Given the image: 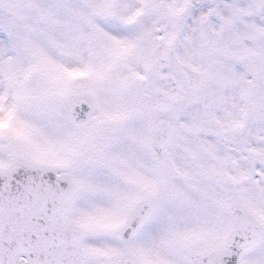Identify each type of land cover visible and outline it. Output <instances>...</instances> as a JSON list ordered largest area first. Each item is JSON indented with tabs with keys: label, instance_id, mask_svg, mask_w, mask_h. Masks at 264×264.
<instances>
[{
	"label": "snow or ice",
	"instance_id": "6c2138e0",
	"mask_svg": "<svg viewBox=\"0 0 264 264\" xmlns=\"http://www.w3.org/2000/svg\"><path fill=\"white\" fill-rule=\"evenodd\" d=\"M0 264H264V0H0Z\"/></svg>",
	"mask_w": 264,
	"mask_h": 264
}]
</instances>
